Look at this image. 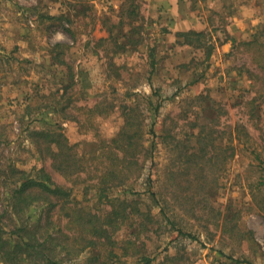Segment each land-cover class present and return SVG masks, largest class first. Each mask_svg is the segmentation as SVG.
I'll return each instance as SVG.
<instances>
[{
    "label": "rangeland",
    "instance_id": "374dc122",
    "mask_svg": "<svg viewBox=\"0 0 264 264\" xmlns=\"http://www.w3.org/2000/svg\"><path fill=\"white\" fill-rule=\"evenodd\" d=\"M129 121L139 166L112 187L101 180ZM35 129L67 138L81 172H57ZM11 167L44 168L68 212L127 217L79 254L76 227L63 264H264V0H0L6 231Z\"/></svg>",
    "mask_w": 264,
    "mask_h": 264
},
{
    "label": "trees",
    "instance_id": "16d2710c",
    "mask_svg": "<svg viewBox=\"0 0 264 264\" xmlns=\"http://www.w3.org/2000/svg\"><path fill=\"white\" fill-rule=\"evenodd\" d=\"M202 35L196 32L180 34L185 37L188 44L198 47L200 44L195 43L192 37L200 38ZM135 125V122L129 121L128 129L120 133L119 139L113 140L112 144L118 151L111 152V159L116 160L117 163L108 168L109 172L102 177V183L116 187L123 177L127 179L132 173L133 166H139L136 155L141 153L139 148L142 151L143 145L141 146L139 140L135 139V134L138 132L133 129ZM151 129L154 131L153 128ZM31 137L38 146L41 157L47 156L52 159V165L57 172L65 176L81 172L79 168L81 164L75 158L77 154L73 151V146L67 143V138L61 133L35 129L31 131ZM203 141V138H199V144L202 145ZM121 152L123 157L120 156ZM10 169V175L5 178V181L11 183V188L5 189L13 228L6 231L4 227H0V264H63L60 255L62 251L72 253L73 248L68 246L73 238L71 234L78 231L76 227L81 228V235L89 234L84 238L86 243L77 252L79 254L96 247L97 241L106 240L108 243L113 241L112 236L118 231V227H121L120 223L127 219L124 213L116 209L103 219L84 211L80 213L76 208L69 207L71 212H68L67 204H69L71 192L55 183L44 168L37 169L35 172H27L16 167ZM36 208L43 209L44 215L41 214L36 221H32L29 213L33 209L36 211ZM56 210L66 211L65 228L69 230V234L63 232L61 228V222L64 220L55 219ZM179 233L185 235L182 231ZM144 260L146 264L153 261L150 257H144ZM235 262L252 264L240 260Z\"/></svg>",
    "mask_w": 264,
    "mask_h": 264
}]
</instances>
